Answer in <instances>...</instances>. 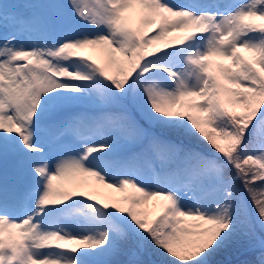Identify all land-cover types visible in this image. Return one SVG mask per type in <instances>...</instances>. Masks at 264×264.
I'll list each match as a JSON object with an SVG mask.
<instances>
[{"label":"snow or ice","instance_id":"1","mask_svg":"<svg viewBox=\"0 0 264 264\" xmlns=\"http://www.w3.org/2000/svg\"><path fill=\"white\" fill-rule=\"evenodd\" d=\"M0 264H264V0H0Z\"/></svg>","mask_w":264,"mask_h":264},{"label":"rangeland","instance_id":"2","mask_svg":"<svg viewBox=\"0 0 264 264\" xmlns=\"http://www.w3.org/2000/svg\"><path fill=\"white\" fill-rule=\"evenodd\" d=\"M85 55H93L94 58H97L99 59V56L97 54H94V53H88V52H85L84 53ZM80 178L77 177V180H79ZM88 186L89 188L91 189H95V192L94 194L98 196V198H101V199H105V200H108V193L111 191V190H108V189H104L102 186L100 185H96L95 181L93 180H89L88 181ZM118 194L116 193H113V196H116ZM146 212H154V208H153V205L152 203L150 202L148 205L145 206V209H144Z\"/></svg>","mask_w":264,"mask_h":264}]
</instances>
